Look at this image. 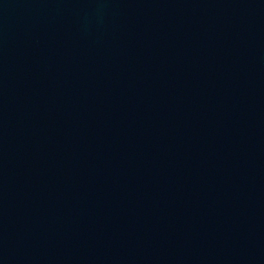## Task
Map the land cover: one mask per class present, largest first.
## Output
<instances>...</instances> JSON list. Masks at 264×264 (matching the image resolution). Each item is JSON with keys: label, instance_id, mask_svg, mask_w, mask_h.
I'll use <instances>...</instances> for the list:
<instances>
[{"label": "water", "instance_id": "obj_1", "mask_svg": "<svg viewBox=\"0 0 264 264\" xmlns=\"http://www.w3.org/2000/svg\"><path fill=\"white\" fill-rule=\"evenodd\" d=\"M0 264H264V0H0Z\"/></svg>", "mask_w": 264, "mask_h": 264}]
</instances>
